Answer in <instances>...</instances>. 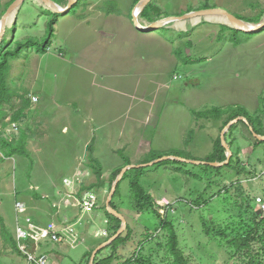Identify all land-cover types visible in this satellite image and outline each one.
Masks as SVG:
<instances>
[{
  "label": "rangeland",
  "instance_id": "rangeland-1",
  "mask_svg": "<svg viewBox=\"0 0 264 264\" xmlns=\"http://www.w3.org/2000/svg\"><path fill=\"white\" fill-rule=\"evenodd\" d=\"M10 1L0 0V15ZM153 1L162 9L161 19L221 9L245 21L256 20L264 11V0ZM135 6L133 0H79L73 12L58 14L42 0H27L6 31L5 44L14 39L9 50L32 39L21 57L14 60L9 78L20 94L28 93L25 100L31 102V107L19 121V131L13 132L10 126L6 130L13 136L28 132V155L3 160L0 151V216L8 232L16 233L18 202L25 205L21 213L28 212L42 223L47 221L46 226L54 223L49 224L51 213L62 218L65 212L77 210L64 206L66 199L61 194L70 191L64 181L74 180L79 196L83 188L95 183L89 168L91 155L105 172L106 187L92 191L99 197L98 213L84 216L78 223L70 216L63 217L65 238L75 236L66 244H62L66 239L54 243L62 244L64 264L83 259L93 246L97 249L109 237V231L107 236L100 233L108 230L104 207L111 192L113 170L146 166L176 150L183 151L186 159L207 162L227 117L209 121L196 117L195 112L214 108L238 112L240 107L252 114L264 111V30L248 34L233 28L224 17L214 16L142 32L133 23ZM141 21L151 24L142 14ZM49 38V51L40 53L38 50ZM20 101L17 99V107L23 105ZM237 125L240 144H235L234 152L243 160L254 157L251 163L259 167L256 178L247 179L226 168L217 175L207 172L205 165L170 162L175 160L144 167L142 185L159 206L176 211L171 218H176L173 222L180 251L192 264H244L239 258L232 260L235 250L229 248L227 240L247 228L239 217L243 198L255 197L257 203L264 199V148L253 151L255 140L248 123ZM231 186L236 187L216 198ZM130 194V180H122L115 203L132 226L134 236L125 244H117L120 259L142 251L152 264H163L166 239L162 236L166 232L159 234L163 242L160 248L153 246L159 240L155 237L160 222L153 212L138 215ZM58 202L62 210L53 207ZM200 205L199 210L195 209ZM204 219L214 223L209 225L210 235L204 232ZM85 226L86 237L81 232ZM68 228L74 232L69 233ZM148 233L149 240L153 237L156 241L152 245ZM128 235L125 232L123 238ZM39 243H28L30 252H39ZM112 250L107 249L100 258L109 256ZM26 263L0 234V264ZM48 264H54L52 258Z\"/></svg>",
  "mask_w": 264,
  "mask_h": 264
},
{
  "label": "trees",
  "instance_id": "trees-1",
  "mask_svg": "<svg viewBox=\"0 0 264 264\" xmlns=\"http://www.w3.org/2000/svg\"><path fill=\"white\" fill-rule=\"evenodd\" d=\"M16 0H11L9 3L6 5V9L10 7ZM134 4L137 5L140 0H133ZM69 2L68 0H61L58 2L59 5L64 6L67 5ZM154 1H152L147 8L144 10L142 13V17L145 18L147 21L150 23L156 22L158 20H161L163 17V14L161 13L162 9L155 3L153 5ZM6 10V11H7ZM74 10V9H73ZM4 11L0 15V19L2 18L3 14H5ZM73 12V11H72ZM264 18V11L259 14L258 18L256 20H245L248 23L252 24H259ZM244 20V19H243ZM56 23V21L53 22L52 26ZM14 29H12V33H14ZM14 39H12L13 42ZM6 39L3 41V43L0 45V124L4 130L0 132V151L2 154V159L6 160L8 158H12L16 155L26 157L28 155V143H29V136L28 132L23 131L20 136H13L9 134L6 130L10 126L12 122L15 123H20L19 121L21 120V117L25 115V112L27 109L31 107V102L26 101L25 97L28 93L23 92L20 94V92L12 87V85L9 82V78L11 75V72L13 70V62L15 59L21 57V54L23 53L24 49L28 46L31 45L32 39L25 41V43L20 42L19 47H17L14 50H9V48L12 46V42L8 43L7 45L5 44ZM50 42L51 39L49 38L47 40V44L45 47H42V50H38L40 53H47L49 51L50 47ZM25 46H20L24 45ZM17 99H20L23 103V105L20 104L19 107H17L18 104H16ZM264 102V101H263ZM240 111L236 112V109H232L231 111H226L223 109L219 108H214L212 110H208L205 112H199L196 113V117L200 119H206V120H213V121H221L224 120L223 126L221 127L222 130H224L232 121L236 120L239 117H245L249 121V129L252 127L254 132L250 130L252 138L255 140L254 142V150H258L259 148H264V141H260L257 138H255L254 134H258L260 136H264V111L262 109L259 110V113L252 114L249 112L247 109L240 107ZM12 115V116H11ZM8 118H11V122H7L6 120ZM241 122V121H240ZM239 122V123H240ZM237 123V124H239ZM233 125L229 132L226 134V140L233 152V158L230 161V164L221 167V168H215L211 167L209 165H205L204 168H207L206 171H214V173H217V175H220L221 171L226 168L230 169L233 172H236L239 176H243L247 179L250 178H256L258 177V169L259 167L257 165H254L251 163V160L254 159V157L248 156L246 157L245 160H243L238 153L234 152V146L235 144H240L238 137L236 136V132L238 129H240L239 125ZM252 151V152H253ZM226 148L222 144L221 136L216 140L215 142V147H214V153L212 156L207 160V162H225L227 160V155H226ZM93 154V151H92ZM167 156H177V157H182V158H187L184 156L183 151H172L169 154H165ZM163 156L155 155V158H161ZM154 158V159H155ZM153 159V160H154ZM257 159H262V158H257ZM89 168L92 170L93 174L96 177L95 183H91L89 187H85L81 190L80 194H84L87 191H99L101 189H104L106 187V181L104 180V169L102 164L94 157V155H91L89 158ZM150 162V161H148ZM147 162V163H148ZM173 164H180V165H187V163H181L179 161H170ZM262 160L259 161L261 163ZM151 163V162H150ZM164 163V162H163ZM129 164V163H128ZM126 164V165H128ZM248 165V167H245V165ZM124 167H120L116 169L113 174L112 178L109 184L110 191L112 189L113 183L121 173ZM181 170V168H178ZM145 174V168H140V169H133L129 171L123 178L124 180L129 179L130 180V187H131V197L133 204H134V209L136 210V213L138 215H143L146 212H153V214L158 218L160 222V227L158 230H156L157 236L155 237V240L157 241L158 238L160 237V233H165L166 235L162 236L163 240L166 239V252L164 254V260L163 264H192L189 260V258L184 255L180 251V241H179V235L177 232V226L174 224L173 220L176 219L175 217L171 218L173 214L176 213V211L173 212L172 207H161L159 206V201H157L152 195L146 193L143 185H142V178L144 177ZM189 175L192 173H188ZM264 176V175H263ZM199 178V177H198ZM120 186L121 183L118 186V189L116 191V194L114 196L112 206L119 211L121 214L122 212L119 210L118 206L115 203V200L119 197L120 195ZM236 186H231V188H228L224 190L222 193L219 195H216L219 198V196L223 193H230L231 189ZM37 199H41L42 197L40 195H36ZM242 209L243 211L239 214V217L241 218L243 222V226L247 225L246 230L243 232L239 233L238 236H235L234 238L227 240V245L229 248H232L235 250L234 255L232 256L233 259L239 258L240 260L243 261L244 264H264V212L260 210V205L257 203V198H253L251 196H248L247 199L244 197L242 200ZM210 204V203H209ZM208 204V205H209ZM104 207V206H103ZM263 208V206H261ZM100 208V206H99ZM160 208V209H159ZM201 205L199 208L195 209H200ZM25 209V206H24ZM23 209V210H24ZM106 210V208L104 207ZM194 209V208H192ZM22 211V210H21ZM21 211L18 213L19 216H16V221H17V227H16V233L12 234L11 232L9 233L5 223L4 219L0 216V234L4 241L6 242L7 245H9L14 253L19 254V256L25 258L23 252L19 248V238H18V229H19V224H26L25 222L20 221L19 217L21 216H26L27 219L30 218L32 222L30 224H33L31 226H28L29 229L26 230L27 233L29 234V240L28 243L35 245L36 242V237L31 233L32 227L35 225L36 227L39 228H46L48 225L42 224V221L39 220L38 217H31L29 216L28 212ZM58 213H56L57 215ZM106 219L108 220V231L110 233L109 237L106 238L107 241H109L114 235L117 234V232L120 230L122 221L115 216H112L111 214L108 213L106 210ZM51 221V219H50ZM49 221V224H50ZM214 224L213 221H205L203 220V228L204 232L207 235H210L212 230L210 229L209 225ZM161 231V232H160ZM126 233H129L127 238H123L124 234L119 237L112 245L101 251L95 260V264H152L150 260H148L149 256H145L146 254L139 252L137 256H130L129 258H126L124 260L120 259V250L117 248V244L119 242L122 243H127L128 241L131 240L134 236L133 228L128 222V228ZM150 234L148 233L146 237L148 240L151 238L149 237ZM219 236L222 238L226 239L227 236L225 233H220ZM154 241L153 237L149 242L152 243L156 242ZM55 242L53 243H39L41 246V249L37 254L39 255H45L48 257V260L50 258V254L52 251L55 250L53 249V246H58L54 245ZM162 240L159 238L156 244H153L156 248H160L162 245ZM149 246V245H148ZM147 246V247H148ZM96 248H92L86 255L85 257V263L84 264H90V260L92 257V254ZM107 249H114L112 252L109 254L107 257H102V254L107 250ZM146 250V249H145ZM44 251V252H43ZM152 252V248L149 249V254ZM123 258V256H122ZM26 260V259H25Z\"/></svg>",
  "mask_w": 264,
  "mask_h": 264
},
{
  "label": "water",
  "instance_id": "water-1",
  "mask_svg": "<svg viewBox=\"0 0 264 264\" xmlns=\"http://www.w3.org/2000/svg\"><path fill=\"white\" fill-rule=\"evenodd\" d=\"M24 1L25 0H16L11 5V7L8 9V11L3 15L2 19L0 20V43L2 42V40L4 38V35H5V32H6L10 18L14 15V13L17 11V9L21 7V5L24 3ZM152 1L153 0H140L134 8L133 23H134L135 27L140 31L150 32L153 30H157V29L166 27L169 24L176 23L178 21H188V20H191V19H194L197 17H207V16H223L231 22V24H232L231 26L233 28L240 30L242 32L248 33V34H254V33L263 31V29H264V22L263 23L261 22L259 24L247 23L246 21L239 19L236 16L230 14L229 12H227L225 10H221V9L193 11V12H189L183 16H180V17H171L170 16V17H166V18H163L161 20H158L156 22H153V23L149 24L150 26H143L142 25L143 22L140 20V14H141V12H143V10H145V8H147V6ZM42 2L47 6L48 9H51L58 14H68L78 4L79 0H69L68 5L64 8H62L61 5L54 2L53 0H42ZM240 120H243V121L249 123V121L245 117H239L236 120L232 121L222 132L221 140H222V144L226 148V152H227L226 153L227 160L225 162H200V161L189 160V159L177 157V156H168V157L158 159L157 161H155V162H153L147 166H152V165L160 163L162 161L175 160V161H179L181 163H187V164H193V165H209V166L215 167V168L224 167V166L229 164L231 157L233 156V152H232L231 148L229 147L227 140H226V134L229 131V129ZM251 130L253 131L252 127H251ZM254 135L260 141H264V136H259L257 134H254ZM136 167L137 166H133V165L125 167L121 171V173L119 174V176L117 177L115 182L113 183L111 192H110L108 199H107L106 209H107L109 214L120 219L122 221V225H121L120 230L117 232V234L115 236H113L108 242L102 244L97 250L94 251V253L91 257V260H90V264H95V260H96V256H97L98 252L100 250H102L103 248L111 245L113 242H115L127 229L126 218L112 206V201H113V198L116 194L118 186L121 183V181L123 180L126 173L129 170L134 169ZM140 167H142V166H140Z\"/></svg>",
  "mask_w": 264,
  "mask_h": 264
},
{
  "label": "built area",
  "instance_id": "built-area-1",
  "mask_svg": "<svg viewBox=\"0 0 264 264\" xmlns=\"http://www.w3.org/2000/svg\"><path fill=\"white\" fill-rule=\"evenodd\" d=\"M89 176V173L87 174ZM76 181H80V178H77ZM67 185L66 187L69 188L71 191L69 194H67V199L64 202V206L66 208L73 206V207H77L83 214L86 213H91L93 212L95 209L98 208V197L92 193V192H85L84 194H82L81 196H79V192L76 191L75 189V181L72 179H66L64 181ZM71 200H74L75 202H72ZM258 204L260 205V210L262 212H264V206L263 208L261 207L262 205H264V199L260 198L258 199ZM162 206H165L166 204H161ZM53 207L55 209L60 210L62 207L61 203H55L53 205ZM17 211L19 210L16 207ZM19 219L25 223H28V219H24L23 216L19 217ZM33 225V224H30ZM22 230H28L29 227L28 226H23L21 228ZM69 233H73L74 230L72 228H68L67 230ZM25 234V232H23ZM31 233L36 237L35 242H47V241H54L56 243H60L62 242L63 238H57L55 235L59 234L60 235V231L57 229L56 225L54 223L50 224L48 227L46 228H39L36 227L35 225L32 227L31 229ZM61 236V235H60ZM19 248L20 250L23 252L25 259L27 261V264H47V260L48 257L47 256H41V257H37L34 253L30 252L29 250V245L28 243L25 242H21L19 244Z\"/></svg>",
  "mask_w": 264,
  "mask_h": 264
},
{
  "label": "crops",
  "instance_id": "crops-1",
  "mask_svg": "<svg viewBox=\"0 0 264 264\" xmlns=\"http://www.w3.org/2000/svg\"><path fill=\"white\" fill-rule=\"evenodd\" d=\"M21 118H22V117H21ZM7 120H8V122H10L11 118H8ZM113 172H114V170L112 171L111 174H113ZM104 173H105V172H104ZM69 193H70V191H69L68 193H62V194H61L62 198L68 200V199H67V194H69ZM164 199L167 200V201L169 202V200H168L166 197H164ZM98 211H99V210H95V211H93V212H91V213H88V214H82V213H80L78 210L73 209V210L70 211V212H65V214L62 216V218H61V216H56L55 213H51V214H52V217L50 218V219H51L50 222L57 223V225H59V227H61L62 230H63V229L66 230V225L64 224V219H63L64 216H70V218L73 219L74 222H77V223H78L79 220H81L84 216H87V215H92V216H93V215L97 214ZM76 213H77V214H76ZM55 216H56V217H55ZM93 218H94V217H93ZM46 223H47V221L43 222L42 224H46ZM76 231H77V230H76ZM81 232H82V235L86 237V236L88 235V226H85L84 229L81 230ZM95 236H96V235H95ZM96 237L98 238V236H96ZM68 238H70V239H71V238H75V236H72V235L70 234L69 237L65 238V231H64V233H63V239H64V240L66 239V240H65V242H63L62 244H66V243H67L66 241H67ZM70 239H69L68 241H70ZM62 244H61V245H58V246H56V247L53 246V247L55 248V250L51 252V254H50V258L53 259L54 264H64L63 261H65L64 258H66V255L63 254ZM93 248H94V246H93ZM43 252H44V251H43ZM85 257H86V255L83 257V259L78 260V261H74V260H72V262H73V264H84V263H85ZM50 258H49V259H50ZM25 261H26V260H25ZM26 264H27V263H26Z\"/></svg>",
  "mask_w": 264,
  "mask_h": 264
},
{
  "label": "bare ground",
  "instance_id": "bare-ground-1",
  "mask_svg": "<svg viewBox=\"0 0 264 264\" xmlns=\"http://www.w3.org/2000/svg\"><path fill=\"white\" fill-rule=\"evenodd\" d=\"M26 1H27V0H25L24 3H25ZM24 3H23V4H24ZM23 4H22V5H23ZM22 5H21V7H22ZM76 6H77V5H76ZM76 6H75V7H76ZM10 7H11V5H10ZM10 7H9V8H10ZM21 7H20V8H21ZM75 7H74V8H75ZM9 8H8V9H9ZM20 8L17 9V11L15 12L16 14H18ZM62 8H63V7H62ZM74 8H73V9H74ZM73 9H72V10H73ZM145 9H146V8H145ZM205 10H210V9H205ZM7 11H8V10H7ZM202 11H203V10H202ZM143 12H144V10H143ZM143 12H141V14H142ZM15 13H14V15L10 18V20H9L10 22H13L14 20H16V18H14V17H15ZM141 14H140V20H141ZM207 17H214V16H207ZM207 17H197V18H198V19H199V18H201V19H202V18H203V19H204V18L207 19ZM219 17H223V16H219ZM224 18H225V17H224ZM225 19H227V18H225ZM227 20H228V19H227ZM197 21H198V20H197ZM228 21H229V20H228ZM229 22H230V21H229ZM8 25H9V23H8ZM142 25H143V26H147V25H145L144 23H143ZM146 28H147V27H146ZM7 29H8V26H7ZM7 29H6V31H7ZM157 30H158V29H157ZM263 30H264V29H263ZM139 31H140V30H139ZM153 31H155V30H153ZM142 32H143V31H142ZM150 32H152V31H150ZM5 36H6V32H5L4 38H3L2 42L0 43V45L3 43V41H4V39H5ZM35 100H37V99H35ZM0 119H1V117H0ZM240 121H243V120H240ZM240 121H238L237 123H239ZM10 122H11V120H10ZM244 122H245V121H244ZM237 123H236V124H237ZM248 124H249V123H248ZM234 125H235V124H234ZM10 128L12 129L13 132H17V131L20 130L21 126H20L18 123L12 122V123L10 124ZM230 129H231V128H230ZM230 129H229V130H230ZM250 129H251V128H250ZM251 131H252V130H251ZM0 132H1V131H0ZM228 132H229V131H228ZM228 132H227V133H228ZM253 132H254V130H253ZM255 134H256V133H255ZM257 135H258V134H257ZM254 136H255V135H254ZM259 136H260V135H259ZM255 138H256V137H255ZM258 140H259V139H258ZM231 159H232V157H231ZM155 161H156V160H155ZM155 161H153V162H155ZM167 161H170V160H167ZM230 161H231V160H230ZM153 162H152V163H153ZM163 162H166V161H162V162L157 163V164H161V163H163ZM149 164H151V163H148L147 165H149ZM157 164H154V165H157ZM229 164H230V162H229ZM147 165H146V166H142V167H151V166H147ZM154 165H152V166H154ZM142 167L137 166L136 168H139V169H140V168H142ZM123 169H124V168H123ZM134 169H135V168H134ZM131 170H133V169H131ZM131 170H129V171H131ZM129 171H128V172H129ZM128 172H127V173H128ZM127 173H126V174H127ZM65 180H66V179H65ZM70 191H71V190H70ZM76 191H77V190H76ZM78 192H79V191H78ZM87 192H92V191H87ZM92 193H93V192H92ZM97 197H98V196H97ZM113 199H114V198H113ZM112 202H113V201H112ZM58 203H60V202H58ZM24 206H25V205H24L23 203H21V202L19 203V202H18L17 205H16V207L19 209L18 212L21 211V210H23V209H24ZM262 206H264V205H262ZM65 208H66V207H65ZM98 208H99V197H98ZM67 209H70V207H68ZM60 210H62V207H61ZM77 210H78L80 213H82L78 208H77ZM95 210H97V209H95ZM95 210H94V211H95ZM82 214H83V213H82ZM86 214H88V213H86ZM124 217H125V216H124ZM126 220H127V219H126ZM19 222H21V220H20ZM31 222H32V220H31L30 218H28V223H26V224H22V223H20V224H19L20 227H19V229H18V238H19L20 243H21L22 241H23V242H26V241L29 239V234L27 233V231H26V230H22L21 228H22L23 226H25V225H29ZM105 223H106L107 225L109 224V222H108L107 219H106ZM56 227H57V229L60 231V235H61V236H60L59 234H56L55 236H56L58 239L61 238V237L63 238V230H62V228H60V227H58V226H56ZM127 228H128V221H127ZM107 231H108V230L103 231L102 233H100V235H102V236H107V235H108ZM126 231H127V229H126ZM126 231H125V232H126ZM23 232H25V234H24ZM125 232H124V233H125ZM124 233H123V234H124ZM123 234H122V235H123ZM122 235H121V236H122ZM121 236H120V237H121ZM63 240H64V239H63ZM63 240H62V241H63ZM107 242H108V241H107ZM55 243H56V242H55ZM60 243H61V242H60ZM105 243H106V242H105ZM113 243H114V242H113ZM113 243H112V244H113ZM103 244H104V243H103ZM112 244H111V245H112ZM109 246H110V245H109ZM109 246H107V247H109ZM107 247H105V248H107ZM98 248H99V247H98ZM98 248H97V249H98ZM105 248H103V249H105ZM97 249H96V250H97ZM103 249H102V250H103ZM100 251H101V250H100ZM100 251H99V252H100ZM99 252H98V253H99ZM34 254H37V252H34ZM37 255H38V254H37ZM97 255H98V254H97ZM44 256H45V255H44ZM38 257H39V256H38ZM96 257H97V256H96ZM47 264H48V260H47Z\"/></svg>",
  "mask_w": 264,
  "mask_h": 264
}]
</instances>
